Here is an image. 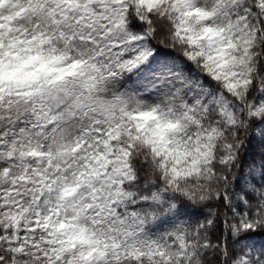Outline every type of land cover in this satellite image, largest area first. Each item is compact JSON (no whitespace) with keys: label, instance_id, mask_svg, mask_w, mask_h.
Segmentation results:
<instances>
[{"label":"snow or ice","instance_id":"obj_1","mask_svg":"<svg viewBox=\"0 0 264 264\" xmlns=\"http://www.w3.org/2000/svg\"><path fill=\"white\" fill-rule=\"evenodd\" d=\"M0 264H264V0H0Z\"/></svg>","mask_w":264,"mask_h":264}]
</instances>
